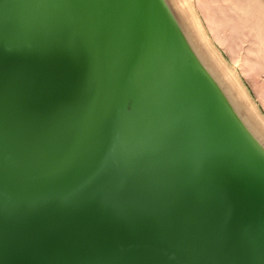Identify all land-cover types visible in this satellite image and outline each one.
<instances>
[{"label":"water","instance_id":"1","mask_svg":"<svg viewBox=\"0 0 264 264\" xmlns=\"http://www.w3.org/2000/svg\"><path fill=\"white\" fill-rule=\"evenodd\" d=\"M102 1L85 11L89 4L82 7L80 0H47L49 21L40 36L10 27L11 14L1 12L0 264H264V124L249 118L233 95L225 96L191 54L173 0L172 8L167 0H140V19L133 16L124 29L97 107L68 55L78 59L102 43H81V24L107 27L113 18L119 27L114 18L123 13L120 7ZM156 16L158 24L152 22ZM151 36L163 39L175 70L186 54L191 60L180 95L161 92L159 78L147 84L140 69V114L128 119L136 139L153 135L156 163L168 157L175 172L199 162L195 187L202 203L170 231L123 207L128 187L118 168L125 160L111 145L114 119L123 113L118 91L139 53L141 67ZM187 190H171L166 198L187 196ZM216 212L233 219L232 227L221 226L218 239L209 227ZM204 217L193 249L178 259L176 246L183 247V236Z\"/></svg>","mask_w":264,"mask_h":264},{"label":"rangeland","instance_id":"2","mask_svg":"<svg viewBox=\"0 0 264 264\" xmlns=\"http://www.w3.org/2000/svg\"><path fill=\"white\" fill-rule=\"evenodd\" d=\"M109 1L116 2L123 12L114 18L120 22L119 27L111 24L113 18L104 22L107 27L99 24L92 28L90 23L81 24V43L94 38L102 39V43L93 53L81 55L78 59L68 55V65L78 69L76 76L86 89L88 97L97 98L96 106L110 81L115 67V54L124 40L125 27L133 16L140 19V0ZM46 2L47 0H0V15L5 9V16L11 14L10 20L6 21L10 27L40 36V33L47 31L46 22L49 21ZM80 2L82 7L89 4L85 9L87 11L89 8L96 10L97 5L103 1ZM171 2L177 6L176 13L180 15V10L181 17L185 20L182 29L191 54L194 53L200 59L204 69L225 96L233 95L249 118L264 124V0ZM170 7L172 8L171 5ZM152 22L158 24L159 17H154ZM59 24L57 21L56 26ZM158 38L151 36L147 39L141 67L139 53L137 63L130 65L132 71L129 69L127 77L122 81L118 95L121 96L120 110L123 113L114 119L111 145L116 155L125 160L118 168L128 187L123 207L140 217L150 216L157 225L170 231L179 222L188 220L202 203L201 192L195 187L200 184L196 181L201 177L199 162L192 161L188 166H178L175 172L167 165L168 157L162 164L156 163L158 154L154 150L153 135L144 134L136 139L128 121L140 112V69L144 82L153 85L159 78L161 92L176 90L177 95L182 92L178 87L187 81L190 74L189 54L184 56L183 65L179 64L180 67L177 66L175 70L173 61L168 59V53L165 52L168 49L163 39ZM69 40L65 37L63 41L69 44ZM127 46H131L130 41ZM145 50L147 55L144 54ZM128 52L129 49L123 52L122 62L126 60ZM186 178L192 182H185ZM174 189H188L187 196L168 200L167 193ZM113 201L120 204L117 198Z\"/></svg>","mask_w":264,"mask_h":264},{"label":"bare ground","instance_id":"3","mask_svg":"<svg viewBox=\"0 0 264 264\" xmlns=\"http://www.w3.org/2000/svg\"><path fill=\"white\" fill-rule=\"evenodd\" d=\"M46 78H48L49 80V76L47 71H45V75ZM35 77L38 79V76L35 74ZM39 87L40 90L45 92L47 94V92L44 89V85L42 84L41 81H39ZM81 218V217H80ZM206 217L203 218V220L201 219L200 222H196L194 224H192L190 230L188 231V233H186L183 236V247L179 248V246H176L175 251L177 252V258L178 259H186L188 257L189 252L193 249L192 246L193 244L196 243L199 235L201 234L202 230L205 228V224H206ZM223 224H225L226 226H233V219L231 217L225 216V215H218V212H216L215 217L210 221L209 223V228L211 230L210 235L212 236V238H221L223 235V232L220 230L221 226H224ZM221 231V232H220ZM113 245L115 247H117L120 251H123L122 246L120 245L118 240H115ZM36 261L42 263L43 261H45L41 256H35ZM8 261H6V263H8ZM4 263V264H6ZM187 263V260L185 261L184 264Z\"/></svg>","mask_w":264,"mask_h":264}]
</instances>
